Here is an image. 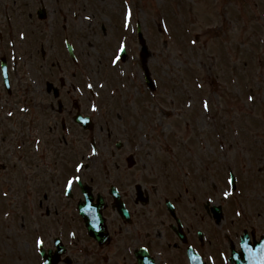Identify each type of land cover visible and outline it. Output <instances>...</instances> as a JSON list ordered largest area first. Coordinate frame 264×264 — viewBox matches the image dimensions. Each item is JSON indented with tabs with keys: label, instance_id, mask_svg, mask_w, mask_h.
<instances>
[{
	"label": "rangeland",
	"instance_id": "374dc122",
	"mask_svg": "<svg viewBox=\"0 0 264 264\" xmlns=\"http://www.w3.org/2000/svg\"><path fill=\"white\" fill-rule=\"evenodd\" d=\"M120 1L0 0V58L7 59L11 74L10 96L0 79V166L6 168L0 171V225L4 211L17 210L14 204L19 196L28 197L18 194V185L23 184L21 170L25 169L17 163L16 145L29 119L20 111L22 98L28 90H35V97L51 100L45 83L63 75L76 87V93L87 99L91 98L87 84H93L92 97L97 101L88 104L99 107L98 113H93V134L101 136L111 150L116 141L129 142L114 151L125 159L133 152L139 166L132 170L133 177L123 171L124 166L100 172L109 157L102 150L100 166L90 162L84 172L86 179L91 177L94 184L106 185L109 178H115L128 184L147 174L148 169L140 165L144 161L150 185L160 180L166 186L164 192L170 193L190 218L197 215L189 209L192 195H219L221 187L227 188L228 173H239L240 186L230 191L226 201L240 212L241 217H229L232 225L264 230L254 221L255 213H260L263 216L255 220L264 222L263 208L255 202L258 196L264 199V186L258 191L252 185L259 183L257 177L264 179V0H129L133 14L126 31L121 27L124 13ZM40 7L47 13L43 20L36 17ZM137 25L145 41L144 56L136 38ZM64 37L72 42L77 63L68 58ZM122 39L128 43L126 56L113 65L112 54ZM193 39L197 44L191 43ZM141 66L150 70L156 85L153 94L144 86ZM69 91L62 97L74 101L78 95ZM28 96L31 98L32 93ZM99 97L103 99L101 106H97ZM202 99L209 102L207 111L201 106ZM104 117L107 120L101 123ZM127 118H140L142 128L149 125L143 139V133L126 139L133 127ZM59 119L54 114L52 121L58 123ZM48 121V113L36 119L44 131ZM97 122L103 124L101 133ZM60 135L57 130L50 139L53 144L57 145ZM73 138L82 140L76 133ZM173 157L182 165L188 160L196 168L185 184L189 188L186 208L181 203L184 197L175 189L182 170ZM209 163L213 166L207 168ZM186 167L191 168L190 163ZM4 191L7 198H3ZM245 192L253 199L247 201ZM155 197L159 201L157 194ZM18 213L7 220L9 233L18 230ZM1 229L0 243L8 236ZM164 257L165 251L159 258Z\"/></svg>",
	"mask_w": 264,
	"mask_h": 264
},
{
	"label": "flooded vegetation",
	"instance_id": "af4514ba",
	"mask_svg": "<svg viewBox=\"0 0 264 264\" xmlns=\"http://www.w3.org/2000/svg\"><path fill=\"white\" fill-rule=\"evenodd\" d=\"M70 90L74 92L75 87L72 84H69ZM52 95L53 91L51 90ZM69 90L66 89L65 86H62L59 94L61 96L60 98V105L57 104V100L52 98L51 100L46 98L42 100L39 103V108L37 107L36 100L32 99V111H30L29 119H28V132H29V143L32 142V139L36 137L39 134H42L43 137L46 139L54 138L55 133L57 130L61 132V135L59 137H62V140L57 138V142L59 144H67V138L72 135L71 129L77 130L76 127L72 123V119L75 115H82L85 116L86 111V99L82 97H77L72 101L71 98H63V93L65 95H69ZM49 114V121L46 125V131H44L39 125L36 123V119L38 118L39 114L46 115ZM56 114L58 116H61L62 119L57 123L52 121L53 115ZM99 130V128H98ZM77 132V131H76ZM35 134V135H34ZM45 148L42 151L43 154H51V151H47L48 148L52 149V147L49 145L48 140L45 143ZM60 149L63 148L62 145L58 146ZM21 150L28 149L30 151L31 146H21ZM41 153V152H40ZM41 153V154H42ZM139 180L143 181V178H138ZM136 185V184H135ZM142 195L138 196L136 200H132V204L134 206H139V202L143 201V198L145 196L148 197V192L144 189L142 190ZM136 192H138V189H136ZM56 194L59 195V191H56ZM141 205H144L143 202ZM129 206L126 205L127 210L129 211ZM145 207V206H141ZM57 210H61L63 213H69L72 212V209L70 208V205L68 202L63 201L62 199L56 198L49 201V203L45 206V215L46 218H49L50 227L54 230V232L60 236V238L63 240L65 238V234L67 231L66 224L59 220L58 218V212ZM117 211V210H116ZM105 212V211H104ZM147 214H149V209L147 208L146 211ZM103 214V212H102ZM159 215L161 217H165L164 211L161 210ZM206 216L207 213H205ZM104 216V214H103ZM176 216V214H175ZM119 217V216H118ZM170 217V216H169ZM174 217L173 215L171 216ZM170 217V218H171ZM177 217V216H176ZM211 217V216H209ZM130 218H132V214L130 215ZM194 220L189 219L187 221V224H185L184 232L185 234L190 238H195L198 245L200 246V249L203 250V240L204 239H212L214 238V231L210 230L208 227V222L211 220L208 218L207 221L202 222L201 225L196 229L194 226H192L189 221ZM184 223V220H182ZM224 220H220L218 222V226H220ZM143 223L146 228L140 227V226H130L126 227L124 229H118L113 230L112 226L110 227V223H108V233L110 236L109 241L104 244L100 245L101 243L98 241H88L85 238V234L82 233V240L77 243L81 248L79 250V256L84 260L83 264H134L133 259V249L141 244L147 247L149 250L154 249H165L168 248H174L178 249L177 243H175L176 235L171 232V234L175 237H173V240L171 242H168L166 244V234L165 232H162V229L154 228L153 226H150V219L147 216H143ZM163 226V220L160 222ZM191 224V226H189ZM80 230V229H79ZM200 230V231H199ZM203 230V231H202ZM198 232H201V236H199ZM220 235V234H219ZM248 238L250 240L253 239V236L250 234H247ZM223 238L226 237L225 234L220 235ZM177 240V238H176ZM209 242V240H206V244ZM199 250V249H198ZM200 252V250H199ZM201 254V253H200ZM203 254V253H202ZM156 263L163 264V263H170V264H180V259L178 257L175 258H155Z\"/></svg>",
	"mask_w": 264,
	"mask_h": 264
},
{
	"label": "snow or ice",
	"instance_id": "6c2138e0",
	"mask_svg": "<svg viewBox=\"0 0 264 264\" xmlns=\"http://www.w3.org/2000/svg\"><path fill=\"white\" fill-rule=\"evenodd\" d=\"M131 17H132V11H131V8L129 7V8L126 9V11L124 13V27H129L130 26ZM86 19L90 20L92 18L91 17H86ZM164 30L167 31V27L166 26H165ZM197 42L198 41L196 39H193L191 41V43L193 45L197 44ZM125 52H126V45L124 43H118L116 50L112 54L111 63L113 65H116V64L120 63L121 62V55L124 54ZM87 87L89 89H92L93 88V84L92 83H88ZM99 87L103 88L104 85L103 84H99ZM249 99L251 100V99H253V97L249 96ZM91 107H92V111L93 112L98 110L95 104H93ZM203 107H204L205 111H207L209 109V104H208L207 100H205L203 102ZM25 110L26 109H24V108L21 109V111H25ZM8 115L11 116L12 113L9 112ZM39 143H40V141L37 140L36 144L39 145ZM90 151H91L92 155H96L97 154V151H96L95 147L91 148ZM84 168H85V165L77 163L74 166V173H82ZM80 180H81V175L72 174L69 177H66L65 178V188L67 189V191L70 192L72 190V188H73L74 183H76L77 181H80ZM234 180H235V177L231 176V177L228 178L227 183L228 184H232V183H234ZM4 195L7 196L8 192L7 191L4 192ZM223 195L225 197H228L229 195H231V193L225 191L223 193ZM34 243H35V246L39 248V247H42L44 245V240H43L42 237L41 238H37L34 241ZM243 247L250 250V246H249L247 241H243ZM261 250L264 251V245L261 246ZM258 264H264V256H260L258 258Z\"/></svg>",
	"mask_w": 264,
	"mask_h": 264
},
{
	"label": "water",
	"instance_id": "95a60500",
	"mask_svg": "<svg viewBox=\"0 0 264 264\" xmlns=\"http://www.w3.org/2000/svg\"><path fill=\"white\" fill-rule=\"evenodd\" d=\"M41 13H43V12H41Z\"/></svg>",
	"mask_w": 264,
	"mask_h": 264
}]
</instances>
